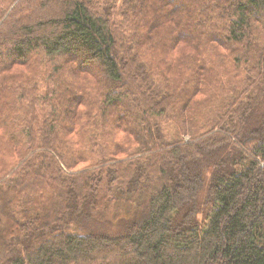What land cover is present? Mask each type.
<instances>
[{"label":"trees","instance_id":"1","mask_svg":"<svg viewBox=\"0 0 264 264\" xmlns=\"http://www.w3.org/2000/svg\"><path fill=\"white\" fill-rule=\"evenodd\" d=\"M0 264H264V0H0Z\"/></svg>","mask_w":264,"mask_h":264},{"label":"rangeland","instance_id":"2","mask_svg":"<svg viewBox=\"0 0 264 264\" xmlns=\"http://www.w3.org/2000/svg\"><path fill=\"white\" fill-rule=\"evenodd\" d=\"M128 211L129 209L126 204L109 206L92 222L91 226L96 230L93 232L109 234L111 236L123 233L125 225L134 218L132 213L128 215ZM83 229L84 232H87L86 228Z\"/></svg>","mask_w":264,"mask_h":264}]
</instances>
